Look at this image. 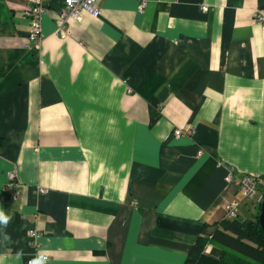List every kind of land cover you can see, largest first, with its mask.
I'll return each instance as SVG.
<instances>
[{
  "label": "crops",
  "instance_id": "1",
  "mask_svg": "<svg viewBox=\"0 0 264 264\" xmlns=\"http://www.w3.org/2000/svg\"><path fill=\"white\" fill-rule=\"evenodd\" d=\"M96 3L62 25L48 0L33 42L0 0V264H183L239 195L225 176L264 182V0Z\"/></svg>",
  "mask_w": 264,
  "mask_h": 264
},
{
  "label": "built area",
  "instance_id": "2",
  "mask_svg": "<svg viewBox=\"0 0 264 264\" xmlns=\"http://www.w3.org/2000/svg\"><path fill=\"white\" fill-rule=\"evenodd\" d=\"M25 4V13L29 19L28 26V41L39 42L42 38L41 32V16L45 11L44 3L48 0H22ZM144 5L142 4L141 7ZM201 9L203 11L208 10V6L202 5ZM86 11L91 15L97 16L99 9L97 7L96 0H63V7L59 12L60 24H65L69 18L79 19L80 12ZM256 21L264 24V8L259 9L255 15ZM193 126L186 124L183 127H177L174 129L176 136L181 135H191L193 133ZM227 182H234L237 186L238 196L233 197L232 199L227 200L224 203V209L226 212L227 218H237L239 216V211L243 199H253L255 202H261L264 191H262V186L264 182L255 176L252 175H243V176H234L232 172H229L225 176ZM19 180L17 178V173L15 169H12L7 174V180L4 184V191H15L19 186ZM37 192H45V188L38 187ZM40 235V232L36 229H28L27 236L30 238V242L33 245H38L36 243L37 237ZM38 255L46 256L48 255L44 252H36L33 257L28 260V264H31V261Z\"/></svg>",
  "mask_w": 264,
  "mask_h": 264
},
{
  "label": "trees",
  "instance_id": "3",
  "mask_svg": "<svg viewBox=\"0 0 264 264\" xmlns=\"http://www.w3.org/2000/svg\"><path fill=\"white\" fill-rule=\"evenodd\" d=\"M259 209L260 202H257L252 217L223 218L203 226L205 234L190 247L183 264H264V233L258 221ZM208 246L219 248V255L205 253Z\"/></svg>",
  "mask_w": 264,
  "mask_h": 264
},
{
  "label": "clouds",
  "instance_id": "4",
  "mask_svg": "<svg viewBox=\"0 0 264 264\" xmlns=\"http://www.w3.org/2000/svg\"><path fill=\"white\" fill-rule=\"evenodd\" d=\"M11 220L12 217L4 211L3 207H0V233L3 232V229L7 227ZM4 239L8 240L10 238L5 234ZM31 264H47V257L38 255L31 261Z\"/></svg>",
  "mask_w": 264,
  "mask_h": 264
},
{
  "label": "water",
  "instance_id": "5",
  "mask_svg": "<svg viewBox=\"0 0 264 264\" xmlns=\"http://www.w3.org/2000/svg\"><path fill=\"white\" fill-rule=\"evenodd\" d=\"M258 221L261 226V229L264 233V196L260 202V209L258 214ZM210 253L214 256H218L220 253V249L217 247H211Z\"/></svg>",
  "mask_w": 264,
  "mask_h": 264
},
{
  "label": "rangeland",
  "instance_id": "6",
  "mask_svg": "<svg viewBox=\"0 0 264 264\" xmlns=\"http://www.w3.org/2000/svg\"><path fill=\"white\" fill-rule=\"evenodd\" d=\"M262 189V191H264V186H263V188H261ZM251 214L253 215V213L251 212ZM211 248V246H209L208 248H207V250H206V253L208 254V255H211V253H210V249Z\"/></svg>",
  "mask_w": 264,
  "mask_h": 264
}]
</instances>
